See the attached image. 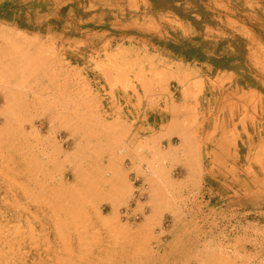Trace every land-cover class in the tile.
<instances>
[{
    "label": "rangeland",
    "instance_id": "374dc122",
    "mask_svg": "<svg viewBox=\"0 0 264 264\" xmlns=\"http://www.w3.org/2000/svg\"><path fill=\"white\" fill-rule=\"evenodd\" d=\"M0 264H264V0H0Z\"/></svg>",
    "mask_w": 264,
    "mask_h": 264
},
{
    "label": "bare ground",
    "instance_id": "6f19581e",
    "mask_svg": "<svg viewBox=\"0 0 264 264\" xmlns=\"http://www.w3.org/2000/svg\"><path fill=\"white\" fill-rule=\"evenodd\" d=\"M153 161V160H152ZM161 165V164H160ZM164 168V167H163ZM156 169V168H155ZM160 171H162V169H159ZM158 172V171H157ZM156 173V172H155ZM159 173H161V172H159ZM149 175H150V173H149ZM159 175V174H158ZM154 176V175H153ZM160 180V179H159Z\"/></svg>",
    "mask_w": 264,
    "mask_h": 264
}]
</instances>
